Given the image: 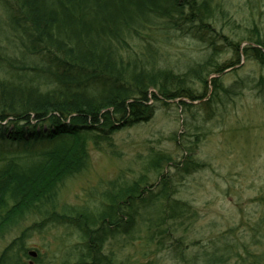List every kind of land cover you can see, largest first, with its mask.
Returning <instances> with one entry per match:
<instances>
[{
	"label": "trees",
	"instance_id": "obj_1",
	"mask_svg": "<svg viewBox=\"0 0 264 264\" xmlns=\"http://www.w3.org/2000/svg\"><path fill=\"white\" fill-rule=\"evenodd\" d=\"M222 9L219 0H0V230L45 205L53 210L59 183L88 163V140L99 144L151 117L155 101L199 100L209 81L210 99L220 104L244 85L264 99V39L255 34L240 48L220 38L214 25ZM180 31L207 45L200 58L175 70L157 61L162 48L154 40ZM223 50L231 60L220 59ZM241 57L254 61L259 75L222 84L218 76ZM195 80L201 94L189 84ZM189 164L204 165L189 160L183 168ZM109 193L100 212L59 215L72 219L82 240L66 264H124L103 253L119 235L144 239L175 264H264V203L256 221H244L248 236L223 234L192 241L189 249L178 230L189 228L191 206L175 197V183L163 172L154 183L141 176ZM153 262L161 259L133 264Z\"/></svg>",
	"mask_w": 264,
	"mask_h": 264
},
{
	"label": "rangeland",
	"instance_id": "obj_2",
	"mask_svg": "<svg viewBox=\"0 0 264 264\" xmlns=\"http://www.w3.org/2000/svg\"><path fill=\"white\" fill-rule=\"evenodd\" d=\"M219 2L223 9L216 14L214 26L222 34L220 38L237 41L240 48L247 43V37L258 34L264 39V0ZM167 36L168 39L154 40L162 48L157 61L175 70L200 58L207 45L181 31L169 32ZM219 57L222 61L232 59L228 50H223ZM258 75L255 62L241 57L239 64L218 77L228 85L238 78L255 79ZM189 84L194 93L203 92L197 80ZM212 92L209 81L206 96L199 100L155 101L151 117L118 128L111 134L110 143L105 142L100 150L90 146L88 167L59 183L53 210L45 205L41 213L27 212L0 230V256L10 253L7 264H16L17 259L22 264L74 261V248L82 243L80 233L73 222L69 223L71 218H60L58 214L84 207L92 212L101 209L106 192L114 193L141 176L147 183H154L160 172L175 183V197L191 206L189 228L178 230L180 234L185 231L189 249L194 246L192 241L202 244L223 234L248 236L244 221H256L264 203L260 198L264 196V99L251 85H244L222 104L211 101ZM182 100L189 105L180 104ZM159 156H163L162 161L158 167L153 166L152 161ZM189 160L204 165L189 164L184 169ZM52 212L55 216L49 217ZM20 234L24 238L18 245L24 251L16 252L13 241ZM251 248L262 250L254 245ZM103 249L105 254L111 252L118 263L161 259V264H175L173 259L157 254L153 244L147 246L144 239L119 235ZM28 251L35 255L28 256Z\"/></svg>",
	"mask_w": 264,
	"mask_h": 264
},
{
	"label": "bare ground",
	"instance_id": "obj_3",
	"mask_svg": "<svg viewBox=\"0 0 264 264\" xmlns=\"http://www.w3.org/2000/svg\"><path fill=\"white\" fill-rule=\"evenodd\" d=\"M2 124H5L4 122H1ZM110 140H111V138L110 139H107V140H102V142L101 143H99V144H95L92 140H88V142H87V145H86V152H87V156H88V160H89V148H90V146H92L93 148H95V149H97V150H100L101 148H102V146L104 145V143L105 142H108V143H110ZM88 167V163L86 164V166H83L80 170H78L76 173H74V174H72V175H70V176H67V177H65V178H68V177H71V176H73V175H76V174H80V173H83L85 170H86V168ZM85 208V207H84ZM83 208V209H84ZM86 209V211L87 212H92V211H90L89 210V208H85ZM82 210V209H81ZM100 209H98V210H96V211H93V213H97L98 211H99ZM103 210V209H102ZM76 211V210H75ZM78 211H80V210H78ZM101 211V210H100ZM99 211V212H100ZM72 212V211H71ZM61 213H59L58 214V216L60 215ZM49 215H53L52 213L51 214H49ZM22 216H24V214L22 215ZM22 216H19V217H22ZM54 216H55V214H54ZM16 218H18V217H16ZM16 218H14L13 220H11L10 222H8L7 224L9 225V224H11V223H13L14 221H15V219ZM90 218V217H89ZM6 224V225H7ZM24 238V235H22V234H20V235H18L15 239H14V241H13V244H15L16 246L18 245V244H20V239H23ZM22 246V245H21ZM23 248V247H22ZM24 249V248H23ZM26 250V249H25ZM33 251H28L27 252V255L28 256H30V257H32L33 255L31 254Z\"/></svg>",
	"mask_w": 264,
	"mask_h": 264
},
{
	"label": "water",
	"instance_id": "obj_4",
	"mask_svg": "<svg viewBox=\"0 0 264 264\" xmlns=\"http://www.w3.org/2000/svg\"><path fill=\"white\" fill-rule=\"evenodd\" d=\"M31 254H32L33 256L35 255V253H34V252H32Z\"/></svg>",
	"mask_w": 264,
	"mask_h": 264
}]
</instances>
